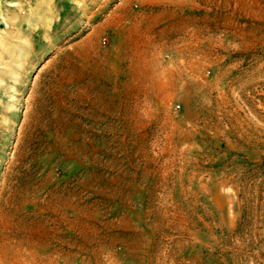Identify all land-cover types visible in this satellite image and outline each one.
Masks as SVG:
<instances>
[{
  "label": "rangeland",
  "instance_id": "1",
  "mask_svg": "<svg viewBox=\"0 0 264 264\" xmlns=\"http://www.w3.org/2000/svg\"><path fill=\"white\" fill-rule=\"evenodd\" d=\"M0 264H264V0H0Z\"/></svg>",
  "mask_w": 264,
  "mask_h": 264
}]
</instances>
